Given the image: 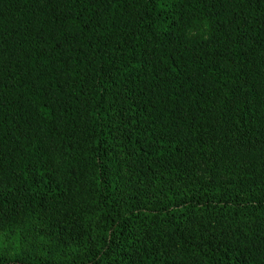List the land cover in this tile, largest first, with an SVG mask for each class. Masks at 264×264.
I'll return each mask as SVG.
<instances>
[{
    "label": "trees",
    "instance_id": "16d2710c",
    "mask_svg": "<svg viewBox=\"0 0 264 264\" xmlns=\"http://www.w3.org/2000/svg\"><path fill=\"white\" fill-rule=\"evenodd\" d=\"M0 264H264V0H0Z\"/></svg>",
    "mask_w": 264,
    "mask_h": 264
}]
</instances>
